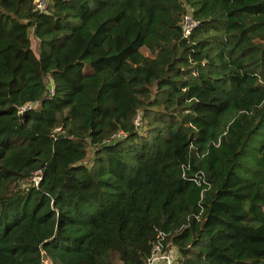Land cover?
I'll use <instances>...</instances> for the list:
<instances>
[{"label":"trees","instance_id":"obj_1","mask_svg":"<svg viewBox=\"0 0 264 264\" xmlns=\"http://www.w3.org/2000/svg\"><path fill=\"white\" fill-rule=\"evenodd\" d=\"M160 232L264 264V0H0V264H147Z\"/></svg>","mask_w":264,"mask_h":264},{"label":"built area","instance_id":"obj_2","mask_svg":"<svg viewBox=\"0 0 264 264\" xmlns=\"http://www.w3.org/2000/svg\"><path fill=\"white\" fill-rule=\"evenodd\" d=\"M36 7L40 10L46 7L47 0H35ZM195 25V22L192 20L190 15H186L183 23V31L185 35L190 33V30ZM21 110V109H20ZM40 172H37L33 177L32 180L34 181L35 185H37L38 180H40ZM162 232L159 233L158 240L153 247L152 254L147 258V264H172L173 259L176 257L175 249H171L170 251L164 252L161 251L163 249L162 245Z\"/></svg>","mask_w":264,"mask_h":264},{"label":"rangeland","instance_id":"obj_3","mask_svg":"<svg viewBox=\"0 0 264 264\" xmlns=\"http://www.w3.org/2000/svg\"><path fill=\"white\" fill-rule=\"evenodd\" d=\"M44 264H49V263H44Z\"/></svg>","mask_w":264,"mask_h":264}]
</instances>
